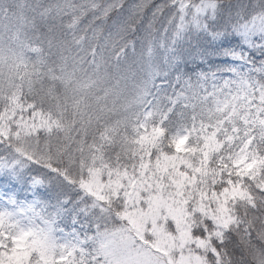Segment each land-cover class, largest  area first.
Returning a JSON list of instances; mask_svg holds the SVG:
<instances>
[{
	"label": "snow or ice",
	"instance_id": "obj_1",
	"mask_svg": "<svg viewBox=\"0 0 264 264\" xmlns=\"http://www.w3.org/2000/svg\"><path fill=\"white\" fill-rule=\"evenodd\" d=\"M0 264H264V0H0Z\"/></svg>",
	"mask_w": 264,
	"mask_h": 264
},
{
	"label": "trees",
	"instance_id": "obj_2",
	"mask_svg": "<svg viewBox=\"0 0 264 264\" xmlns=\"http://www.w3.org/2000/svg\"><path fill=\"white\" fill-rule=\"evenodd\" d=\"M0 190H1V192L10 191L11 188H10V186L7 185V183L5 181L0 180Z\"/></svg>",
	"mask_w": 264,
	"mask_h": 264
},
{
	"label": "rangeland",
	"instance_id": "obj_3",
	"mask_svg": "<svg viewBox=\"0 0 264 264\" xmlns=\"http://www.w3.org/2000/svg\"><path fill=\"white\" fill-rule=\"evenodd\" d=\"M3 181V180H2ZM0 192H1V190H0Z\"/></svg>",
	"mask_w": 264,
	"mask_h": 264
}]
</instances>
